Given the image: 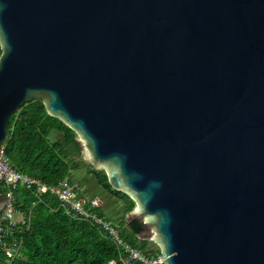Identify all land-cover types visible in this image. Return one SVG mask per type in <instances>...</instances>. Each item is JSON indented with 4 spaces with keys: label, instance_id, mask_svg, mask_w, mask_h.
<instances>
[{
    "label": "water",
    "instance_id": "water-1",
    "mask_svg": "<svg viewBox=\"0 0 264 264\" xmlns=\"http://www.w3.org/2000/svg\"><path fill=\"white\" fill-rule=\"evenodd\" d=\"M0 47V152L44 101L165 264H264V0H0Z\"/></svg>",
    "mask_w": 264,
    "mask_h": 264
},
{
    "label": "trees",
    "instance_id": "trees-1",
    "mask_svg": "<svg viewBox=\"0 0 264 264\" xmlns=\"http://www.w3.org/2000/svg\"><path fill=\"white\" fill-rule=\"evenodd\" d=\"M8 124L10 138L5 154L14 170L46 184L58 185L66 179L74 180L73 172L87 169L104 191L125 204L119 226L109 220L104 199V207L94 208L92 212L110 222L118 237L140 252L152 257L162 254L155 242L141 239L144 231L138 221L127 223L125 219L136 209L135 199L114 190L107 173L83 159L79 135L59 118L50 116L44 101L26 104L10 117ZM16 196L19 208L30 213L31 218L29 226L18 228L14 234L22 243L20 255L9 261L1 254L0 264H123L117 236L103 225L69 216L60 201L50 194L38 197L34 191L23 189Z\"/></svg>",
    "mask_w": 264,
    "mask_h": 264
},
{
    "label": "built area",
    "instance_id": "built-area-1",
    "mask_svg": "<svg viewBox=\"0 0 264 264\" xmlns=\"http://www.w3.org/2000/svg\"><path fill=\"white\" fill-rule=\"evenodd\" d=\"M2 188L5 190L2 191ZM23 189L34 191L38 197L50 194L60 201L69 216L89 219L103 225L106 231L117 236L123 264H164L163 258L148 257L120 239L117 229L110 222L94 214L92 210L103 208L104 201L99 197H87L79 182L66 179L58 185H49L24 175L12 168L3 148L0 152V197L4 202L0 209V255L4 254L9 261L20 255L22 246L21 241L14 237L15 232L22 226H29L31 218V214L22 211L17 204V192Z\"/></svg>",
    "mask_w": 264,
    "mask_h": 264
},
{
    "label": "rangeland",
    "instance_id": "rangeland-1",
    "mask_svg": "<svg viewBox=\"0 0 264 264\" xmlns=\"http://www.w3.org/2000/svg\"><path fill=\"white\" fill-rule=\"evenodd\" d=\"M52 138H54V137H52ZM52 140H54V139H52ZM80 143L82 145L81 139H80ZM82 147H83V145H82ZM83 159L88 164H91V162H89V160L87 159V157L85 155L84 149H83ZM91 165H93V164H91ZM93 166L97 170H103L101 168L96 167L95 165H93ZM105 172L107 173V171H105ZM72 174H73L72 176H73L74 180H78L81 182L82 189H83V192L85 194L96 195L99 198L105 200V202H106L105 211H106V214H107L109 220L111 222H113L115 225L119 226L121 223V220L124 216L125 204L123 202L119 201L118 199H116L115 197L111 196L108 192L104 191L103 188L97 183L96 178L92 174L88 173L87 169H82L80 172H73ZM136 209H137V207H136ZM136 209L134 211H136ZM134 218H135V216L133 215V213H131L130 215L125 217L127 223L129 221H132ZM151 242H154V241H151ZM155 243L161 248L159 243H157V242H155Z\"/></svg>",
    "mask_w": 264,
    "mask_h": 264
},
{
    "label": "clouds",
    "instance_id": "clouds-1",
    "mask_svg": "<svg viewBox=\"0 0 264 264\" xmlns=\"http://www.w3.org/2000/svg\"><path fill=\"white\" fill-rule=\"evenodd\" d=\"M74 181H77V182H79L80 184H81V182L80 181H78V180H74ZM85 194V193H84ZM86 195V194H85ZM87 196V195H86ZM88 197V196H87ZM134 220V219H133ZM142 253H144V252H142ZM145 254V253H144ZM145 255H147V254H145ZM148 257H152V256H149V255H147ZM153 258H156V259H158V258H163V260H164V257L162 256V254L160 255V256H155V257H153ZM136 264H139V263H136ZM165 264V263H164Z\"/></svg>",
    "mask_w": 264,
    "mask_h": 264
},
{
    "label": "flooded vegetation",
    "instance_id": "flooded-vegetation-1",
    "mask_svg": "<svg viewBox=\"0 0 264 264\" xmlns=\"http://www.w3.org/2000/svg\"><path fill=\"white\" fill-rule=\"evenodd\" d=\"M2 205H3V199L2 197H0V209L2 208Z\"/></svg>",
    "mask_w": 264,
    "mask_h": 264
},
{
    "label": "crops",
    "instance_id": "crops-1",
    "mask_svg": "<svg viewBox=\"0 0 264 264\" xmlns=\"http://www.w3.org/2000/svg\"><path fill=\"white\" fill-rule=\"evenodd\" d=\"M85 190V189H84ZM87 195V194H86ZM88 197H98L96 195H87Z\"/></svg>",
    "mask_w": 264,
    "mask_h": 264
}]
</instances>
